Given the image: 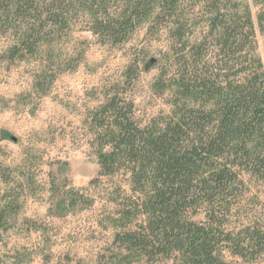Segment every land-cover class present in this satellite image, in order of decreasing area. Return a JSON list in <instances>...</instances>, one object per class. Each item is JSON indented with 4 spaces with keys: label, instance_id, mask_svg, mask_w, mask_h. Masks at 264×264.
Returning <instances> with one entry per match:
<instances>
[{
    "label": "trees",
    "instance_id": "16d2710c",
    "mask_svg": "<svg viewBox=\"0 0 264 264\" xmlns=\"http://www.w3.org/2000/svg\"><path fill=\"white\" fill-rule=\"evenodd\" d=\"M254 3L256 21L248 0H0L3 57L38 61L43 95L55 80L49 53L78 23L112 46L144 24L149 34L165 31L155 91L168 110L138 120L127 92L140 77L133 63L85 122L99 177L130 181L117 223L138 229L115 244L150 264L264 262V0ZM7 217L0 209V235Z\"/></svg>",
    "mask_w": 264,
    "mask_h": 264
},
{
    "label": "rangeland",
    "instance_id": "374dc122",
    "mask_svg": "<svg viewBox=\"0 0 264 264\" xmlns=\"http://www.w3.org/2000/svg\"><path fill=\"white\" fill-rule=\"evenodd\" d=\"M248 1L256 21L258 8ZM257 38L264 58V38L259 32ZM9 44L0 35V209L8 208L1 264H150L115 244L117 234L138 229L117 223L119 204L132 195L130 181L99 177L85 122L104 102L105 86L123 80L133 63L140 77L127 92L138 120L146 124L168 110L155 91L169 51L165 31L149 34L144 24L112 46L78 23L49 53L56 57L48 72L55 80L45 95L34 87L40 63L5 61Z\"/></svg>",
    "mask_w": 264,
    "mask_h": 264
}]
</instances>
